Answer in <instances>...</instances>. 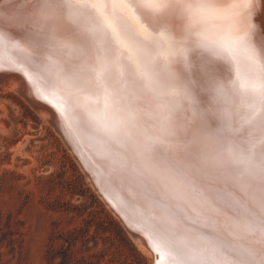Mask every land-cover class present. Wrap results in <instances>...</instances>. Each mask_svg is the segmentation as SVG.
Listing matches in <instances>:
<instances>
[{
    "label": "snow or ice",
    "instance_id": "6c2138e0",
    "mask_svg": "<svg viewBox=\"0 0 264 264\" xmlns=\"http://www.w3.org/2000/svg\"><path fill=\"white\" fill-rule=\"evenodd\" d=\"M256 11L253 0H0V74L38 85L98 144L105 191L137 206L126 218L167 264H264Z\"/></svg>",
    "mask_w": 264,
    "mask_h": 264
},
{
    "label": "rangeland",
    "instance_id": "374dc122",
    "mask_svg": "<svg viewBox=\"0 0 264 264\" xmlns=\"http://www.w3.org/2000/svg\"><path fill=\"white\" fill-rule=\"evenodd\" d=\"M0 264H154L53 124L1 83Z\"/></svg>",
    "mask_w": 264,
    "mask_h": 264
},
{
    "label": "bare ground",
    "instance_id": "6f19581e",
    "mask_svg": "<svg viewBox=\"0 0 264 264\" xmlns=\"http://www.w3.org/2000/svg\"><path fill=\"white\" fill-rule=\"evenodd\" d=\"M253 3L255 4L257 9L253 17V23L257 26L258 31L264 30V0H253ZM0 83L5 87L15 88L24 96V98L27 99V101H29V98L31 97L32 99L41 103L45 102L40 98V95L37 91V88L39 87L38 85H36V89H34V93H36L34 96L29 88V92L27 90L23 91L22 79H16L14 76H12L0 80ZM4 89L6 90V88ZM29 103L39 112V114L46 117L51 123L54 118L53 115H56L55 124H53V126L60 134L69 150L72 152L74 158L83 169L86 176L90 179L98 194L104 199L111 210L113 208L115 211H118L120 213L121 216H118L116 212L112 210L123 223L125 228L127 227L126 225H129L135 230V228L130 225V221L126 217L134 215L137 210V206L134 205L131 201L127 203V206H120L116 198L119 195L118 190H113L111 192L105 191L107 167L105 165L103 155L98 144L88 135L81 133L74 120H72L70 117L61 115L54 108V110H50L45 106L33 105V103L30 101ZM161 166H163L162 162ZM220 203L225 207H231L232 211L236 212L237 214L243 211L240 205L232 204L231 198L221 200ZM121 207H123V212L119 210ZM122 218L125 222H123ZM132 237L137 245L146 254L153 258L154 264H167L166 259H163L161 254L155 251V245L148 237L145 236L146 241L141 236Z\"/></svg>",
    "mask_w": 264,
    "mask_h": 264
},
{
    "label": "water",
    "instance_id": "95a60500",
    "mask_svg": "<svg viewBox=\"0 0 264 264\" xmlns=\"http://www.w3.org/2000/svg\"><path fill=\"white\" fill-rule=\"evenodd\" d=\"M12 76H14L16 79L18 78V79H22L20 76H18L17 74H10V73H6V72H4V73H2V74H0V80H2V79H5V78H8V77H12ZM22 81H23V91H25V90H27L28 92H29V90H28V88L30 89V91L33 93V95L35 96V94L36 93H34V89H36V85L34 86V85H32V83H30V82H28V81H26V80H24V79H22ZM34 86V87H33ZM29 101L30 102H32L33 103V105H41V106H45V107H47V108H49L50 110H54L53 109V107L51 106V105H49V104H47L46 102H39V101H36V100H34V99H32L31 97L29 98ZM53 121H52V124H55V118H56V115H53ZM54 122V123H53ZM112 210L114 211V212H116V214L118 215V216H121L120 215V213L118 212V211H115L113 208H112ZM131 216H133V215H131ZM122 220H123V222H125L124 221V219L122 218ZM129 220V219H128ZM127 227H126V230L128 231V233L131 235V236H141L142 238H144V240L146 241V238H145V236L142 234V233H137L136 232V230H134L133 228H131L129 225H126ZM133 238V237H132Z\"/></svg>",
    "mask_w": 264,
    "mask_h": 264
},
{
    "label": "trees",
    "instance_id": "16d2710c",
    "mask_svg": "<svg viewBox=\"0 0 264 264\" xmlns=\"http://www.w3.org/2000/svg\"><path fill=\"white\" fill-rule=\"evenodd\" d=\"M141 255H142V254H141ZM142 258H143V259H145V256H144V255H142Z\"/></svg>",
    "mask_w": 264,
    "mask_h": 264
}]
</instances>
